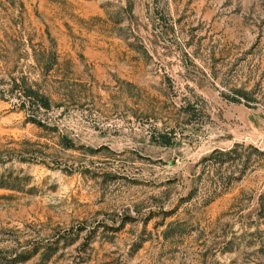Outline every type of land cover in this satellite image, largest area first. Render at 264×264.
I'll return each instance as SVG.
<instances>
[{
	"label": "rangeland",
	"instance_id": "obj_1",
	"mask_svg": "<svg viewBox=\"0 0 264 264\" xmlns=\"http://www.w3.org/2000/svg\"><path fill=\"white\" fill-rule=\"evenodd\" d=\"M0 264H264V0H0Z\"/></svg>",
	"mask_w": 264,
	"mask_h": 264
}]
</instances>
